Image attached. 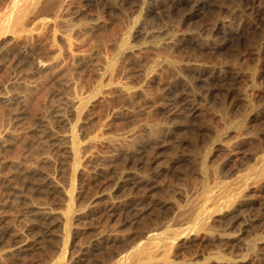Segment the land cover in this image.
Returning <instances> with one entry per match:
<instances>
[{
    "label": "rangeland",
    "instance_id": "obj_1",
    "mask_svg": "<svg viewBox=\"0 0 264 264\" xmlns=\"http://www.w3.org/2000/svg\"><path fill=\"white\" fill-rule=\"evenodd\" d=\"M22 2L0 0V17ZM25 19L30 36L23 49H12L11 36L0 32V217L22 228L31 223L27 211L42 207L52 213L42 222L55 225L36 250L5 262L117 264L123 258V264H137V250L158 241L152 236L182 227L187 228L183 234L198 238L175 239L179 250L171 259L207 264L220 250L238 264H264V238H259L264 230V179L255 174L264 158V0H66L59 15L43 8L29 11ZM125 36L133 48L122 49ZM108 61H114L113 68H107ZM184 76L192 78L190 83L176 93L178 101L168 100L166 87L174 77ZM123 83L146 95L123 100ZM97 87L81 115L69 116L80 146L88 141L92 145L87 151L81 147L74 164L72 155L49 136L71 133L70 125L58 120L57 110L68 116V99L84 97ZM16 95L24 99L23 110L4 100ZM184 100L195 101L199 109L189 113ZM250 100L256 106L244 112ZM122 109L127 111L124 118H114L113 111ZM237 111L244 114L242 125L228 127L229 116ZM129 130L162 135L147 153L157 159V166H172L184 157L174 168L191 170L188 178L169 170L159 179L163 188L149 193L147 202L196 197L206 178L207 170L197 165L203 154L215 163L219 180L211 181L204 203L211 210L215 196L228 200L221 189L230 184L246 220L230 227L224 207L201 218L216 223L210 231L194 227L175 210L157 207L112 218L94 214L92 208L112 196L133 203L143 194L142 187L136 190L123 182L122 175L134 170L132 164L122 156L111 164L105 160L118 147L109 138ZM210 137L215 140L206 152ZM17 163L38 168L65 188L74 167L72 200L37 186L43 175L16 180L12 190L2 179L17 176ZM17 211L23 214L19 221ZM59 213L68 220L57 224ZM237 235L242 243L231 247ZM100 238L90 260L79 261L80 248ZM255 238L253 250L248 244ZM5 250L0 243V255Z\"/></svg>",
    "mask_w": 264,
    "mask_h": 264
},
{
    "label": "bare ground",
    "instance_id": "obj_2",
    "mask_svg": "<svg viewBox=\"0 0 264 264\" xmlns=\"http://www.w3.org/2000/svg\"><path fill=\"white\" fill-rule=\"evenodd\" d=\"M66 0H23L22 3H14L9 11L5 12L0 17V32L8 33L11 37V45L12 49H23L22 42L30 36V33L25 28L26 27V19L25 16L29 11L37 10V9H47L52 10L56 15H59L63 9ZM122 49L133 48L132 45L129 44L126 36L122 40ZM114 61H108L107 68H113ZM200 75H203V71L201 69L198 70ZM192 79V78H190ZM189 76L187 77H174V80L168 84L166 87V94L169 97L168 100L178 99L176 93L182 88L184 89L187 84L190 83ZM124 87V91L120 93V98L127 101H136L141 100L145 95V91H134L132 90V86L129 84H122ZM100 90V87L95 88L88 95L77 98V99H68L69 108H68V116L64 115L61 110H57V117L60 122L64 126L70 125L71 133L62 134L60 136H52L51 130H46L49 136L53 140V144L62 145L64 152H67L72 155L74 164H76L80 159V150L81 147L84 148V151H87L91 148V142H85L83 146L81 138L78 136L75 125L70 122L69 116H79L85 110V106L96 95V92ZM5 101L11 102L15 101L19 105V109L24 108L25 102L24 99L20 95H16L15 97H5ZM185 107L187 111L190 113L196 112L199 107L196 106L195 101L192 100H184ZM166 104V102L164 103ZM256 106V102L250 100L245 111L252 110ZM238 112V111H237ZM127 111L125 109L122 110H114L112 115L114 118H124ZM243 113L238 112L234 116H229V120L227 122L228 127L232 126H240L242 125V117ZM257 117V115H256ZM218 137L216 134L215 138ZM162 135H155L152 132L139 131L136 132L134 130L126 131L125 133H121L118 135L111 136L109 138L110 141L114 142L118 145L116 151H121V154L114 153L109 157H105L108 163L115 162L120 156L127 162L128 164H132L134 166V170L130 173H124L122 177L124 178V183L126 186H131V188L139 190L140 187L143 188V194L136 197L133 203H126L120 200H117L113 196L110 197L109 200L103 202V204L99 207L95 206L91 211H94V214H100L101 216L112 218L116 216H121L129 213L130 211H146L151 207H157L159 210L163 211H173L174 214H180L184 216V219L193 222L194 227H202L208 230H212L215 228L216 223H208L207 221L201 219L205 217L207 213H212L215 211H220L222 208L227 207L225 210V214L230 216L231 224L230 227L239 223L240 220H246L245 215H242V204L241 202H237L234 194H231V185L226 184L221 189V193L223 195H229L230 198L225 201H221L219 195L215 196L212 201L213 208L209 210L208 206L204 203V200L208 197V189L211 181L214 183H219L217 178V170L215 168V163L209 159V157L204 156L203 154L200 156L198 161V167L200 170L205 169L206 178L201 180L200 187L197 192L196 197L191 198L187 194L179 195V197H173V199L158 201L156 203L149 201L147 202V198L149 197V193H152L154 190L159 188H163V185L159 182V179L167 173L169 170L173 169V171L177 174L181 173L180 167L174 168L176 164H178L183 159H177L173 162L172 166L167 165L168 167L156 165V158L148 157V148L151 144L157 143L161 140ZM215 138L210 137L205 142L204 150L207 152L211 143L215 140ZM201 150L198 151V153ZM190 166V165H189ZM18 172L16 177H8L3 178L4 182H8L10 188L15 191V187L12 186V183L16 180H22L29 177H33L35 175L42 176L39 172V169L33 166H28L23 163H17L15 165ZM76 169L73 167V172L69 178V186L72 188H65L59 185L56 181L55 177L52 176H44L40 179V182L37 183V186L40 188H46L52 192L58 193L59 195L66 197L70 200L73 198V186L75 185L76 180ZM190 167L184 172H182L184 177L188 178V174L190 173ZM255 174L259 179H264V158H262L261 167L257 168ZM29 176V177H27ZM246 180V178L244 179ZM167 195L169 194L166 192ZM171 195V194H169ZM146 200V201H145ZM152 203V204H151ZM9 204L8 198L5 201L4 206ZM250 204H255L254 201H251ZM264 205V200L260 203ZM17 220L23 218V214L21 211H17ZM28 212V217L31 221L28 225H24L22 228H15L6 222V219L0 217V243L6 245V250L3 255H0V264H7L5 262V258L14 259L15 257H22L25 254L36 250V246L39 245L46 239L51 233V228L55 225L54 223L42 222L49 219L52 216V213L46 211L42 207H32ZM141 213V212H140ZM138 215V214H137ZM58 223H62V220H68L64 217L63 214L59 213L55 215ZM257 220L253 221L256 222ZM259 222V221H257ZM193 227V230H194ZM187 228L180 227L177 230L169 231L167 235H163L161 237L152 236V239H158L155 242H150L148 245L140 248L134 254V258L137 264H184L182 262H178L175 259H171L170 256L178 253L179 246H177L175 239H178L182 242L188 241L191 237L194 239L198 238V235L194 236H186L187 234H183ZM259 238H264V230L260 233ZM241 237L237 235L232 241L231 247H238L240 243H242ZM103 239L109 240V237H103ZM219 240L222 239V236L219 235L217 238ZM258 239V238H257ZM216 240V239H215ZM255 239H252L248 244L250 249L256 250L257 243H255ZM100 239H96L95 243L92 245H87L85 247H81L79 250L78 259L81 262H85L90 260L91 256L95 251L99 250ZM264 250V249H263ZM215 254V260H208L207 264H238L234 262L232 259L227 258L225 253L218 250ZM264 255V251L262 253ZM158 255H161L158 257ZM125 259L121 258L117 264H123ZM246 264V263H243Z\"/></svg>",
    "mask_w": 264,
    "mask_h": 264
}]
</instances>
